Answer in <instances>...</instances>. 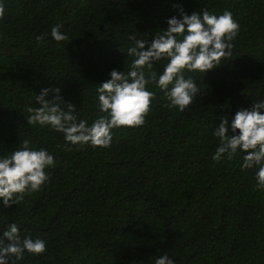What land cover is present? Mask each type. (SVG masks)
I'll list each match as a JSON object with an SVG mask.
<instances>
[{"label":"trees","instance_id":"obj_1","mask_svg":"<svg viewBox=\"0 0 264 264\" xmlns=\"http://www.w3.org/2000/svg\"><path fill=\"white\" fill-rule=\"evenodd\" d=\"M0 17V155L27 139L54 156L48 180L0 210L20 238L46 240L19 264H264V189L241 152L213 161L219 117L264 100V0H3ZM232 14L239 25L232 56L202 74L185 72L199 92L179 111L154 85L141 126L112 130L108 148H65L63 135L28 124L35 94L59 88L77 120L91 124L96 87L127 72L128 39L151 40L179 8ZM60 24L67 39L56 42ZM43 39L37 42L36 37ZM166 60L156 63L162 71ZM51 91L45 99H52ZM61 107H67L61 103ZM3 230L0 229V237ZM5 243H8L5 240Z\"/></svg>","mask_w":264,"mask_h":264},{"label":"clouds","instance_id":"obj_2","mask_svg":"<svg viewBox=\"0 0 264 264\" xmlns=\"http://www.w3.org/2000/svg\"><path fill=\"white\" fill-rule=\"evenodd\" d=\"M3 15V0H0V17ZM166 24L165 30L150 41L135 34L128 36L134 41V46L127 49V56L132 58L128 70L113 69L109 78L97 85V109L101 115L91 124L85 119L77 120L73 104L64 102L59 88H42L35 94L39 107L27 108V123L49 126L61 133L68 150L83 145L108 148L113 129L144 124L155 96L149 85L164 94L169 108L184 111L199 92L195 80L186 77L185 72L204 74L232 56V41L239 25L228 11L220 15L206 10L189 14L182 7L178 16H171ZM60 29V24L51 28V38L56 42L67 39ZM42 39V36L36 37L37 42ZM162 60L167 63L158 73L155 65ZM50 91L55 95L45 99ZM61 103L67 107L66 111ZM213 136L218 139V145L212 160L219 162L243 153L241 169L256 168V188L264 189V100L253 103L250 108H238L230 120L227 116L219 117ZM54 166V156L43 147L30 145L27 139L10 154L0 155V210L17 205L25 195L39 191L48 180L46 169ZM0 229L3 230L0 264H19L25 253L40 256L46 251L45 239H21L15 222L0 225ZM154 264H175V260L165 253L156 257Z\"/></svg>","mask_w":264,"mask_h":264}]
</instances>
